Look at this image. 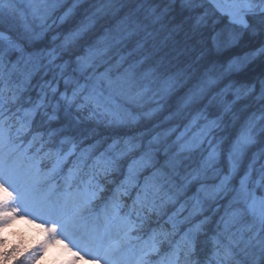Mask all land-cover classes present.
Listing matches in <instances>:
<instances>
[{"label": "trees", "instance_id": "16d2710c", "mask_svg": "<svg viewBox=\"0 0 264 264\" xmlns=\"http://www.w3.org/2000/svg\"><path fill=\"white\" fill-rule=\"evenodd\" d=\"M182 1L192 2L43 0L45 5L31 12L25 0H0V32L8 36L0 37V118L11 125L9 147L18 146L17 157L25 148L35 152L33 162H44L48 149L87 150L82 159L70 158L65 167L74 169V182L59 194L69 196L62 200L67 210L83 186L101 201L108 198L93 211V226L105 223L102 239L116 226L125 229V217L141 240L153 230L172 232L176 223L178 231L162 245L167 251L207 217L196 239L199 264H216L211 237L218 233L232 252L223 264H264V221L255 223L239 199L246 165L251 176L259 172L264 185V152L250 161L245 151L243 165L232 174L228 157L240 121L229 94L245 81L254 82L264 61L238 73L220 71L212 9ZM217 75L220 80L198 94ZM192 91L194 97L186 101ZM41 100L26 132L37 139L22 136L25 132L17 137V119H25L23 110ZM196 117L198 128L208 125L203 124V133L197 126L196 132L188 130ZM23 170L20 165L16 171ZM228 175L219 191L213 188ZM65 176H52L47 184L62 183ZM235 209L242 214L225 230L224 220Z\"/></svg>", "mask_w": 264, "mask_h": 264}, {"label": "rangeland", "instance_id": "374dc122", "mask_svg": "<svg viewBox=\"0 0 264 264\" xmlns=\"http://www.w3.org/2000/svg\"><path fill=\"white\" fill-rule=\"evenodd\" d=\"M25 1V8L31 12L37 10L39 5H45L42 3L43 0ZM7 37L2 38L6 39ZM220 77L219 75L216 77L210 76L208 78L209 82L200 86L198 94H202L204 90L208 89L207 87L211 83L219 81ZM193 95L192 91L187 95L186 101L194 97ZM198 118L196 117L190 122L188 130L197 126L196 120ZM203 124L200 128L196 127L198 134L203 133V129H205ZM204 126L208 125L205 124ZM249 132H251L250 125L244 128L236 142L234 140L235 144L232 146L231 152L228 153L231 174L242 166L245 161V150L250 139ZM25 135H29L32 138L35 137L30 133H25L22 136ZM24 152L25 150L20 151V153ZM34 153L27 151L23 156L19 154V157L15 156L17 154H13L11 159L15 160V163L10 167L6 166L0 169V182L6 184L11 193H15L11 207L18 209L16 212H11L0 208V264H3L4 261L10 262L13 259L21 262V264H90L89 261L80 260L78 257L69 259L70 253L67 252L63 245L68 244L85 254L95 250L97 243L102 239L100 235L103 228H105V223L103 222L100 226L94 227L92 222L97 214L93 211L97 204L106 203L105 201L108 198L105 197L101 201L94 196L95 192L89 186H83L80 196L67 210L62 208V200H67L69 196L66 193H63V195L59 194L68 186H72L74 182V169L68 171L69 169L67 170L66 168L67 164L70 165L72 163L70 158L75 154V157L78 156V158L82 159L87 154V150L78 151L76 154V150L73 147L66 151L48 149L43 153V157L46 156L44 162H39L38 160L33 162ZM81 159L79 160L81 161ZM32 162L33 164L30 165ZM20 165L24 166V170L21 173H17L16 170ZM82 165L81 162L79 166L81 167ZM27 166H30V168L28 169ZM244 169L247 170V174L240 183V204L246 208L247 215H251L254 218L255 223L262 224L264 221V185L260 182L262 176H259V172L257 175L251 176L247 165ZM63 173H66L67 177H63L66 181L62 183L56 181L52 184H47L50 177ZM225 178L213 188H221L229 178V175L225 176ZM4 192L5 189L0 188V195H3ZM114 192L116 193L114 200H116L119 195L116 191ZM49 198L50 201L46 202ZM105 222L108 225L109 220L108 222L105 220ZM116 227L112 229L113 231L109 236L113 239L116 238L117 232L124 230L118 226ZM93 231H96L97 234L93 235ZM53 233L58 237L59 243L51 239ZM5 253H8L7 257ZM24 255L35 256V258L26 261L20 258ZM94 264H104V262L96 260Z\"/></svg>", "mask_w": 264, "mask_h": 264}, {"label": "snow or ice", "instance_id": "6c2138e0", "mask_svg": "<svg viewBox=\"0 0 264 264\" xmlns=\"http://www.w3.org/2000/svg\"><path fill=\"white\" fill-rule=\"evenodd\" d=\"M70 11L71 9L65 15H68ZM11 99L15 103L19 99L18 94L14 93ZM42 103L43 101L41 100L32 108L23 110L25 119H17L19 127L15 135L18 136L21 132L26 133L30 130L31 121L37 110L42 106ZM3 108V103H0V115H2ZM10 132L11 125L7 123L6 119L0 118V169L6 166L10 167L15 163V160L11 158L17 152L18 146L12 145L9 147L11 143ZM35 139L37 137H33V141ZM33 141L29 142L28 148L32 146ZM26 152L27 148L20 155L23 156ZM0 188L5 189L4 194L0 195V208L6 211L10 210L11 212L18 211L17 208L11 207L15 193H11L8 186L2 182H0ZM216 190L219 191V188ZM196 214V212L192 213L193 216ZM240 214H242L241 209H235L231 213H228V218L224 220L225 230H227L230 223H235V218ZM187 219L185 218V221ZM208 220L209 218L206 217L192 224L167 251L163 250L162 245L164 242L170 241V237L178 231V225L176 223H172V232L153 230L149 239L141 240V237L133 234L137 226L126 217L124 218L125 224L127 225L125 229L122 232H117V236L114 239L111 237L107 240L100 239L94 251L85 254L68 244H64L63 247L70 253L69 259L78 257L80 260L89 261L90 264H94L96 260H100L104 264H199V261L194 259L196 239L199 234L204 232V225ZM185 221H180V223H185ZM221 235L222 233H218L211 237L214 245L212 255L216 260V264H223V262H227L232 258L231 248L228 244L222 242L220 239ZM51 239L56 243L60 242L55 233H53ZM227 239L230 244L235 243L231 236L227 237ZM5 256L7 257L8 253H5ZM20 258L30 261L35 256L24 255ZM205 264H208V261H205Z\"/></svg>", "mask_w": 264, "mask_h": 264}, {"label": "flooded vegetation", "instance_id": "af4514ba", "mask_svg": "<svg viewBox=\"0 0 264 264\" xmlns=\"http://www.w3.org/2000/svg\"><path fill=\"white\" fill-rule=\"evenodd\" d=\"M180 3L207 4L212 9L218 25L217 32L213 33V51L218 57L220 71L238 73L255 61H264V0H192ZM223 54H227L226 59L219 58ZM254 79V82L245 81L244 87H235L229 94L233 115L240 120L234 133L235 142L245 127H251L245 150L250 161L255 153L264 152V64L262 73Z\"/></svg>", "mask_w": 264, "mask_h": 264}, {"label": "water", "instance_id": "95a60500", "mask_svg": "<svg viewBox=\"0 0 264 264\" xmlns=\"http://www.w3.org/2000/svg\"><path fill=\"white\" fill-rule=\"evenodd\" d=\"M0 36H2V37H7V34H4V33H1V32H0Z\"/></svg>", "mask_w": 264, "mask_h": 264}]
</instances>
